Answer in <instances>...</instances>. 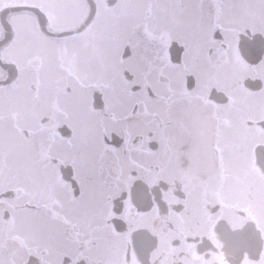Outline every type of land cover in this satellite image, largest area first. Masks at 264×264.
Returning <instances> with one entry per match:
<instances>
[{
	"label": "flooded vegetation",
	"instance_id": "obj_1",
	"mask_svg": "<svg viewBox=\"0 0 264 264\" xmlns=\"http://www.w3.org/2000/svg\"><path fill=\"white\" fill-rule=\"evenodd\" d=\"M0 264H264V0H0Z\"/></svg>",
	"mask_w": 264,
	"mask_h": 264
}]
</instances>
